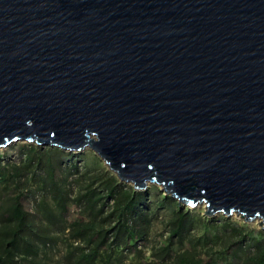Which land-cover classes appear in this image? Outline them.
Masks as SVG:
<instances>
[{
    "label": "water",
    "instance_id": "obj_1",
    "mask_svg": "<svg viewBox=\"0 0 264 264\" xmlns=\"http://www.w3.org/2000/svg\"><path fill=\"white\" fill-rule=\"evenodd\" d=\"M19 141L264 226V0H0V149Z\"/></svg>",
    "mask_w": 264,
    "mask_h": 264
},
{
    "label": "trees",
    "instance_id": "obj_2",
    "mask_svg": "<svg viewBox=\"0 0 264 264\" xmlns=\"http://www.w3.org/2000/svg\"><path fill=\"white\" fill-rule=\"evenodd\" d=\"M2 159L0 264H264V229L196 215L156 187L138 191L97 155L27 144L18 162Z\"/></svg>",
    "mask_w": 264,
    "mask_h": 264
},
{
    "label": "rangeland",
    "instance_id": "obj_3",
    "mask_svg": "<svg viewBox=\"0 0 264 264\" xmlns=\"http://www.w3.org/2000/svg\"><path fill=\"white\" fill-rule=\"evenodd\" d=\"M30 145V144H33V145H36V143H31V142H23V141H19V142H16V143H13L11 144L9 147H6V148H1L0 149V156H3V159L2 161L3 162H18L19 159H20V149L23 145ZM75 154L79 155V154H93V155H97L93 150L91 149H86L82 152H75ZM98 156V155H97ZM99 157V156H98ZM100 158V157H99ZM102 160V159H101ZM103 161V160H102ZM104 162V161H103ZM82 163V162H80ZM105 164V162H104ZM106 167H108V165L105 164ZM108 169L110 170V168L108 167ZM113 172V171H112ZM114 173V172H113ZM115 174V173H114ZM127 185H130V186H133L132 184L130 183H125ZM152 187H156L158 188L159 190H161V192H163L165 195H167L165 193V191L163 190L162 186L158 185V184H149V187L148 189L152 188ZM170 196V195H169ZM177 200V199H176ZM178 201V200H177ZM179 202V201H178ZM25 205L27 207V209H32V200L31 199H28L26 202H25ZM184 208H189L190 210H192L196 215H203L205 217H211V218H218L219 220H223L224 217L225 219H231L232 221H234L235 223H237L238 225H241V226H246V227H249V228H254V229H264V226H262L260 224V220H256V221H253V222H247L240 214L238 213H234L232 216H226L222 213H219V214H216L214 216H208L206 214V206L203 204V205H199L195 208H192L190 206H187V205H184V204H181ZM79 215V212L76 210V208L72 207V209L70 210L69 212V219H74L76 217H78ZM169 216V213L167 211L165 212H162L161 213V217L158 218L157 222L155 223L154 225V229H153V235L154 234H158L161 230H162V219H166L168 218ZM221 217V218H219Z\"/></svg>",
    "mask_w": 264,
    "mask_h": 264
}]
</instances>
